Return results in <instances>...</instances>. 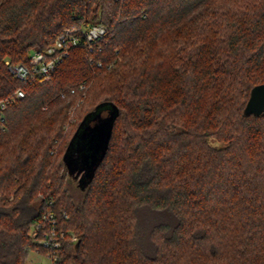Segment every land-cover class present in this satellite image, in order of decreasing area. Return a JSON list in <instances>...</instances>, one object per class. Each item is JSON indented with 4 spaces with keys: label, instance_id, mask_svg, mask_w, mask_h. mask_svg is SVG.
<instances>
[{
    "label": "trees",
    "instance_id": "trees-1",
    "mask_svg": "<svg viewBox=\"0 0 264 264\" xmlns=\"http://www.w3.org/2000/svg\"><path fill=\"white\" fill-rule=\"evenodd\" d=\"M98 24L49 82L6 63ZM263 83L264 0H0V99L26 92L0 136V264L47 254L31 230L51 214L58 264H264V113H244ZM106 104L111 141L77 200L65 156Z\"/></svg>",
    "mask_w": 264,
    "mask_h": 264
},
{
    "label": "built area",
    "instance_id": "built-area-1",
    "mask_svg": "<svg viewBox=\"0 0 264 264\" xmlns=\"http://www.w3.org/2000/svg\"><path fill=\"white\" fill-rule=\"evenodd\" d=\"M108 33V28L104 25H90L82 28L72 27L66 29L55 42L45 51L35 50L30 56V66L23 64L9 65L10 71L24 83L29 82H49L53 72L63 62L64 58L69 54L70 50L79 47L81 44H94L101 40ZM101 66V64H98ZM86 85L83 83L79 88L71 90L75 94L78 90H84ZM26 92L24 89H18L12 96L0 99V136L7 130L6 113L11 104L16 100L24 98ZM63 97L66 95L63 94ZM50 221L49 229L45 230L44 222H37L32 230L31 236L36 239L41 246L48 250L47 254L42 255L50 264H58V256L51 252L61 247V239L64 234L59 233L56 229L57 220L54 216L45 215L44 221ZM41 237H39L40 232ZM73 240H76L74 237Z\"/></svg>",
    "mask_w": 264,
    "mask_h": 264
},
{
    "label": "water",
    "instance_id": "water-1",
    "mask_svg": "<svg viewBox=\"0 0 264 264\" xmlns=\"http://www.w3.org/2000/svg\"><path fill=\"white\" fill-rule=\"evenodd\" d=\"M111 106L112 109L109 110L108 115L104 116L102 120L98 123L94 131L83 141V143L75 142L79 136L80 130L84 122L93 117L96 114H100L104 109H108ZM244 113L246 116H260L264 113V83L256 85L250 94V98L245 107ZM119 114V110L110 104L103 105L96 109L93 113L86 117V119L81 124L76 137L71 143L67 154L65 156L66 165L69 168L71 175L77 173L75 177L81 176L80 185H84L88 179L93 175L95 167L98 165L100 160L104 157L105 152L111 141L113 134L114 122Z\"/></svg>",
    "mask_w": 264,
    "mask_h": 264
},
{
    "label": "rangeland",
    "instance_id": "rangeland-1",
    "mask_svg": "<svg viewBox=\"0 0 264 264\" xmlns=\"http://www.w3.org/2000/svg\"><path fill=\"white\" fill-rule=\"evenodd\" d=\"M89 85L90 84H87V89H88ZM80 104H81V102H80ZM110 109H112L111 106H109L105 112L100 113V114H96L93 117L88 118L84 122V124L82 125V128L80 130L79 136L76 139L75 146H77L78 143H83V141L86 140V138L90 135V133H92V131H94V129L96 128L98 123L102 120L104 115H106V112H109ZM80 117H78V114H77V112H75V110L71 111L70 119H69V121L65 127V130H68L69 134L73 135V133L75 131V129H74L75 126H77L80 122ZM71 178H72V186L74 185L73 188L75 187L74 188L75 196L77 197V200H79V198H80V194H79L80 190L79 189L82 188L80 186L81 176H78V177L72 176ZM28 264H50V262L45 257L38 255L32 251L29 255V258H28Z\"/></svg>",
    "mask_w": 264,
    "mask_h": 264
}]
</instances>
